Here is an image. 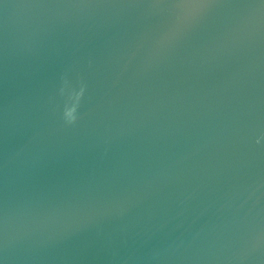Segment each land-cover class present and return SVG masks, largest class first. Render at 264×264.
Returning <instances> with one entry per match:
<instances>
[{"label":"water","instance_id":"obj_1","mask_svg":"<svg viewBox=\"0 0 264 264\" xmlns=\"http://www.w3.org/2000/svg\"><path fill=\"white\" fill-rule=\"evenodd\" d=\"M0 264H264V0H0Z\"/></svg>","mask_w":264,"mask_h":264}]
</instances>
